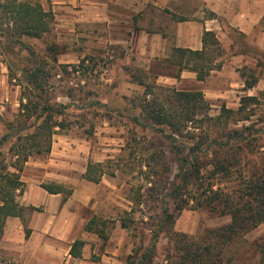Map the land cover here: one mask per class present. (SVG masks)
Instances as JSON below:
<instances>
[{
	"label": "rangeland",
	"instance_id": "rangeland-1",
	"mask_svg": "<svg viewBox=\"0 0 264 264\" xmlns=\"http://www.w3.org/2000/svg\"><path fill=\"white\" fill-rule=\"evenodd\" d=\"M49 5L52 6L51 3ZM56 12L59 14L51 33L41 39L25 40L50 60L53 58L48 48L52 44L58 45V62L68 64L70 73L56 74L52 78L56 87L54 96L61 102L71 103L67 119L72 123L69 129L60 131V135L72 142L75 150L70 144L68 146L72 152L83 154L80 159L76 157L83 164L87 163L86 156L88 162L103 164L105 173L97 187V194L90 205L83 208L82 213L84 217L89 216V219L97 216L105 220H116V223L111 224L106 243L95 233H85L89 237V261H94L93 255L102 257L104 253L112 255V251L118 250V264H125L135 243H140L142 236L145 244H150L153 234L151 227L158 220H162L164 209L175 211L171 192L177 171L176 156L172 148L174 143L164 135L170 133V130L165 127L164 134L155 131L143 118L140 104L146 96L147 88L134 75L142 76L150 86L160 84L181 90H202L211 103L209 113L212 116L221 112L223 104L237 110L243 96H256L257 101L249 105L251 119H230L228 124L229 129L252 126V143L249 149H245L241 160L243 175L248 176L264 170V48L256 45L254 35L246 36L229 28L221 41L223 54L217 59L223 65L220 70H213L204 81L198 80L196 73L190 70L188 75L177 78L176 68L165 67L158 62L166 59L171 50L167 57L157 58L150 66L139 63L141 55L135 35H128L135 11L115 5L110 12L118 18V23L111 25L105 24V17L99 23L86 21L82 24L73 17L64 16L58 9ZM87 19L92 20L88 11ZM26 56L25 50L14 57L8 55L4 53L0 43V137L6 132L5 122L13 120L18 113L22 93V87L16 81L10 82L9 77L8 80L4 79L3 72L6 76L9 75V57L23 66ZM75 65L77 67H73ZM241 70L249 73L243 77ZM160 73L166 76L165 79ZM252 76H256L258 82L253 88H247L245 78L251 80ZM167 78L171 79L168 81ZM63 88L65 92L70 88L74 89L73 99L62 93ZM154 91L160 92L157 88ZM94 101L99 104H92ZM188 129L194 130V127ZM187 137L180 139L189 147V142L193 143V140ZM221 140L225 141L226 137ZM10 144L3 146L5 153L8 152ZM205 146L200 155L206 166L207 162L212 161L214 153ZM224 155L227 156L226 153ZM207 166L209 168L210 163ZM240 169L237 168L231 177L212 179L215 188L218 185L229 187L228 189L240 187ZM66 188L73 190L72 186ZM188 189L190 193L186 192L183 196L190 199L188 207L175 214L177 231L200 237L208 229L231 221L230 216H219L197 207L193 199L198 195L197 189ZM96 201L97 213L92 209ZM121 216L133 220L132 233L117 225ZM263 244L264 222L229 245L226 256L232 259L227 260L225 257L223 264H258L261 256L258 249ZM173 250V244L162 234L154 264H170L167 258ZM0 264H4L1 258Z\"/></svg>",
	"mask_w": 264,
	"mask_h": 264
},
{
	"label": "trees",
	"instance_id": "trees-1",
	"mask_svg": "<svg viewBox=\"0 0 264 264\" xmlns=\"http://www.w3.org/2000/svg\"><path fill=\"white\" fill-rule=\"evenodd\" d=\"M176 17L181 21L189 20L185 16ZM55 20V11L45 8L37 0H0V43L4 53L14 57L24 50L27 52L23 66L11 57L7 61L9 80L16 81L22 87V93L19 111L13 120L5 122L6 132L0 137V241L8 217H24L26 212L37 209L33 206H23L18 201V196L26 187L22 180V171L27 161L34 155L48 156L52 151L55 134L69 129L72 125L67 119L71 103L61 102L54 96L56 87L52 78L56 74L70 73L68 64L58 62V45L52 44L48 48L52 52L51 61L25 40L44 38L52 32ZM202 40V49L173 47L169 56L163 60L177 67V78L181 77L182 71L190 70L196 73L198 80L204 81L213 70L223 67L222 62H217L223 54L217 33L205 31ZM248 73L241 70L243 77ZM137 77L140 84L147 88L146 96L140 104L143 118L155 131L163 134L165 127H168L170 133L164 135L174 143L172 148L176 156L177 171L171 196L175 201V211L164 209L162 220H158L157 224L151 227L153 234L150 244L146 245L142 236L140 243H135L125 264H154L162 234L167 236L174 247L173 253L167 258L170 264H223L225 257L227 260L232 259L226 256L229 245L264 222V170L244 176L241 168L243 153L252 143V126L244 125L241 129L228 128L230 119H251L249 105L256 102L257 97L243 96L237 110L223 104L221 112L212 116L209 113L211 103L202 90H181L160 84L150 86L142 76L134 75L135 79ZM257 82L256 76H252L251 80L245 78L247 88H253ZM155 88L160 92L156 93ZM72 90L74 89L70 88L65 92L63 88L62 93L73 99ZM92 104L99 103L94 101ZM191 124L195 126H190ZM189 127H194V130L188 129ZM184 136L193 140V143L189 142L191 146L188 147L185 141L180 139ZM225 137L226 140L222 141L221 138ZM7 143L11 144L5 153L3 146ZM203 146L214 153L209 168V163L205 166L200 155ZM237 168H241L238 175L240 187L228 189L229 187L218 185L215 188L212 179L231 177ZM104 173L101 162L89 161L83 178L99 183ZM42 185L50 193H63L64 201L72 194V190L56 182ZM189 187L197 189L198 195L193 198L197 207L219 216H230L231 221L208 229L200 237L177 231L175 214L188 207L190 199L183 196L186 192L190 193ZM119 220L121 226L132 233L133 220L124 216ZM112 223L114 225L116 220L93 216L85 224L84 230L97 234L106 243ZM85 244L84 239L77 238L71 246L70 254L75 258H82ZM258 251L261 254L258 264H264V244ZM93 257L94 261L101 259L100 256Z\"/></svg>",
	"mask_w": 264,
	"mask_h": 264
},
{
	"label": "crops",
	"instance_id": "crops-1",
	"mask_svg": "<svg viewBox=\"0 0 264 264\" xmlns=\"http://www.w3.org/2000/svg\"><path fill=\"white\" fill-rule=\"evenodd\" d=\"M37 1L45 8H52L56 16L59 14L56 12L58 9L64 16L73 17L82 24L86 21L99 23L103 17L106 19L105 24L118 23V18L110 12L115 5L135 11L130 27L133 32L130 30L128 35H135L141 55L139 63L144 65L150 66L157 58L167 57L173 47L202 49L205 31L216 32L222 41V37L227 35L226 31L233 28L246 36L254 35L256 45L264 48V0ZM87 11L92 20L87 19ZM176 16H185L189 20L181 21ZM158 62L177 71V67L163 60ZM190 72L182 71L181 78ZM160 76L163 79L166 77L162 73ZM8 77L3 72V78L8 80ZM167 79L169 81L171 78ZM69 144L72 147L69 139L57 133L47 158L34 155L27 161L22 171L26 187L18 196V201L23 206L37 209L26 212L24 217L7 218L0 241V258L4 264H106V261L107 264H118V250L112 251V255L104 253L100 261H89V237L85 233H92H83L89 216L84 217L82 210L90 205L100 184L83 178L88 158L86 156L87 163L83 164L76 158H82L83 154L72 152ZM72 149L75 150V147ZM51 182L72 186V194L64 201L63 193H50L42 185ZM97 202L92 207L95 213ZM117 225L123 228L120 220ZM77 238L86 241L82 258L70 254Z\"/></svg>",
	"mask_w": 264,
	"mask_h": 264
}]
</instances>
